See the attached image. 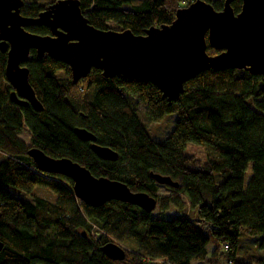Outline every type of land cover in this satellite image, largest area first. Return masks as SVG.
I'll list each match as a JSON object with an SVG mask.
<instances>
[{
  "label": "trees",
  "instance_id": "16d2710c",
  "mask_svg": "<svg viewBox=\"0 0 264 264\" xmlns=\"http://www.w3.org/2000/svg\"><path fill=\"white\" fill-rule=\"evenodd\" d=\"M55 1V0H54ZM52 1V2H54ZM81 12L98 29L145 34L151 26L169 25L176 10L194 0H78ZM216 10L224 0H206ZM51 2V3H52ZM47 5L25 1L20 14L36 17ZM234 13L241 0L231 2ZM29 32L48 35L45 25H28ZM210 55L219 53L206 40ZM28 79L42 104L13 103L11 85L5 78L6 53L0 51V264H192L214 249L207 264L234 262L240 235L258 236L257 264H264V82L261 75L245 69H208L184 83L179 96L168 102L150 81L124 74L104 77L92 68L85 78L72 82L64 62L34 49L23 63ZM141 102L147 115L158 120L176 113L171 132L155 140L138 115ZM86 128L96 143L118 153L116 160L99 158L90 142L74 132ZM27 128L31 146L54 157H67L96 177L126 184L133 192H145L164 212L175 207L171 219L119 200L93 206L77 199L70 178L37 170L28 156L29 146L19 137ZM188 142L206 143L215 154L203 165L187 154ZM250 168L249 176H246ZM220 176L214 182L213 173ZM151 173L178 182L166 194ZM11 185L24 192L15 197ZM35 186L55 194L49 200L32 193ZM184 193L195 219L183 211ZM155 208V209H156ZM122 260L102 251L107 241L127 242ZM131 242V241H130Z\"/></svg>",
  "mask_w": 264,
  "mask_h": 264
},
{
  "label": "water",
  "instance_id": "95a60500",
  "mask_svg": "<svg viewBox=\"0 0 264 264\" xmlns=\"http://www.w3.org/2000/svg\"><path fill=\"white\" fill-rule=\"evenodd\" d=\"M232 1L224 0L220 10L206 0L191 1L176 10L171 24L151 26L145 34L135 35L129 29L92 26L78 0H55L36 17L20 14L23 0H0V51L6 53L5 78L12 87L9 98L19 106L30 104L36 111L42 110L28 79L29 70L23 65L30 49L68 65L74 84L96 68L106 78L124 74L148 80L168 102L183 92L187 80L208 69H245L261 75L264 82V0H241L236 14ZM28 25H45L50 34L29 32ZM206 40L219 53L208 54ZM74 132L90 142L99 158H118L116 151L96 143V136L86 128L76 127ZM27 154L37 170L70 178L75 197L86 204L100 206L119 200L148 212L157 206L147 193L133 192L123 182L105 176L96 177L70 158L51 157L36 146H29ZM151 177L160 185L178 187L169 176L151 173ZM2 247L0 241V250ZM102 251L112 260L125 256L124 248L113 241L103 244Z\"/></svg>",
  "mask_w": 264,
  "mask_h": 264
},
{
  "label": "rangeland",
  "instance_id": "374dc122",
  "mask_svg": "<svg viewBox=\"0 0 264 264\" xmlns=\"http://www.w3.org/2000/svg\"><path fill=\"white\" fill-rule=\"evenodd\" d=\"M25 1H36L39 4L48 5L54 0H25ZM136 107H137L138 115L141 118V120L144 122L150 135L157 141H162L171 132L175 124V121L178 118V115L176 113H171L164 115L158 120H153L147 115L146 109L141 102H138ZM18 135L21 139H23L26 142L28 146L32 145L30 139V133L27 130V128H23ZM185 151L187 154L196 156L198 163L200 165L206 163L208 155L215 154L213 147L206 143L188 142ZM249 174H250V168L247 169L246 176H249ZM213 178L215 183H218L220 181V176L216 172L213 173ZM5 187L8 190V192L15 197H20V198L26 197L24 192L21 191L20 189H17L11 185H6ZM168 192H169V188L167 186L159 184L158 193L166 194ZM32 193L49 200L55 199L54 192L42 186H35L32 190ZM179 196L186 205L183 213H185L191 219H195L196 212H193L189 199L186 197L184 193H180ZM180 213L181 212H179L175 207L170 206V208L164 212L161 211L159 212V209L156 208L153 211L152 215L153 217H158L162 219H171L173 215H177ZM126 241L127 242L124 243H120V242L117 243L123 248H127V249L131 248L132 246H135V243L132 240H126ZM212 243L213 241L207 244L205 257L201 260L193 261L192 264H207L206 260L209 258L212 250L214 249ZM258 243H259L258 236L240 235L238 239V249L236 251L234 262L250 261L251 264H257L256 260L251 257L253 255L262 252V249L258 248ZM220 264H232V263L228 262L226 258H222Z\"/></svg>",
  "mask_w": 264,
  "mask_h": 264
},
{
  "label": "flooded vegetation",
  "instance_id": "af4514ba",
  "mask_svg": "<svg viewBox=\"0 0 264 264\" xmlns=\"http://www.w3.org/2000/svg\"><path fill=\"white\" fill-rule=\"evenodd\" d=\"M30 105V104H29Z\"/></svg>",
  "mask_w": 264,
  "mask_h": 264
}]
</instances>
